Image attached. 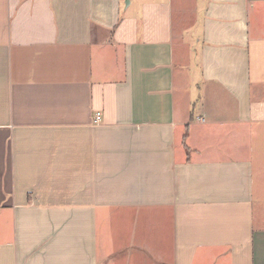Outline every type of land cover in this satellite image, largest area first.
<instances>
[{
	"label": "crops",
	"instance_id": "0c3cea01",
	"mask_svg": "<svg viewBox=\"0 0 264 264\" xmlns=\"http://www.w3.org/2000/svg\"><path fill=\"white\" fill-rule=\"evenodd\" d=\"M0 264H264V0H0Z\"/></svg>",
	"mask_w": 264,
	"mask_h": 264
},
{
	"label": "built area",
	"instance_id": "2783aa9c",
	"mask_svg": "<svg viewBox=\"0 0 264 264\" xmlns=\"http://www.w3.org/2000/svg\"><path fill=\"white\" fill-rule=\"evenodd\" d=\"M93 121H94L95 124L98 123L100 121V115L99 114H96L94 116V118H93Z\"/></svg>",
	"mask_w": 264,
	"mask_h": 264
}]
</instances>
